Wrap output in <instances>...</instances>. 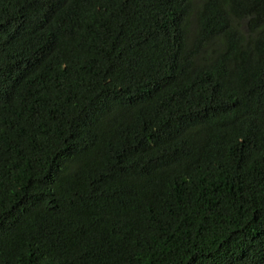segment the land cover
Listing matches in <instances>:
<instances>
[{
    "label": "trees",
    "instance_id": "trees-1",
    "mask_svg": "<svg viewBox=\"0 0 264 264\" xmlns=\"http://www.w3.org/2000/svg\"><path fill=\"white\" fill-rule=\"evenodd\" d=\"M0 264H264V0H0Z\"/></svg>",
    "mask_w": 264,
    "mask_h": 264
}]
</instances>
